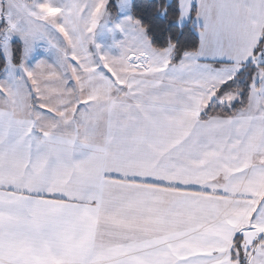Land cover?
I'll return each mask as SVG.
<instances>
[{
  "label": "snow or ice",
  "instance_id": "1",
  "mask_svg": "<svg viewBox=\"0 0 264 264\" xmlns=\"http://www.w3.org/2000/svg\"><path fill=\"white\" fill-rule=\"evenodd\" d=\"M0 60V264H264V0H0Z\"/></svg>",
  "mask_w": 264,
  "mask_h": 264
},
{
  "label": "trees",
  "instance_id": "2",
  "mask_svg": "<svg viewBox=\"0 0 264 264\" xmlns=\"http://www.w3.org/2000/svg\"><path fill=\"white\" fill-rule=\"evenodd\" d=\"M115 10L113 9V12H114ZM188 43H189V48H190V50H191V48L193 47V46H196L197 45V40L195 39V36H194V34H193V36L191 37V38H189V41H188ZM2 71H3V61L2 60H0V75L2 74ZM239 103H237V105H236V107L237 108H239Z\"/></svg>",
  "mask_w": 264,
  "mask_h": 264
},
{
  "label": "rangeland",
  "instance_id": "3",
  "mask_svg": "<svg viewBox=\"0 0 264 264\" xmlns=\"http://www.w3.org/2000/svg\"><path fill=\"white\" fill-rule=\"evenodd\" d=\"M113 2H114V0H113ZM61 39H62V37H61ZM47 60H48L49 63H53L54 62V57L49 56V57H47ZM31 65H32V67H35V62L32 61ZM3 75H4V73L2 71V74L0 75V78H3Z\"/></svg>",
  "mask_w": 264,
  "mask_h": 264
},
{
  "label": "crops",
  "instance_id": "4",
  "mask_svg": "<svg viewBox=\"0 0 264 264\" xmlns=\"http://www.w3.org/2000/svg\"><path fill=\"white\" fill-rule=\"evenodd\" d=\"M48 83H50V84H53V85H54V84H55V81H49Z\"/></svg>",
  "mask_w": 264,
  "mask_h": 264
}]
</instances>
